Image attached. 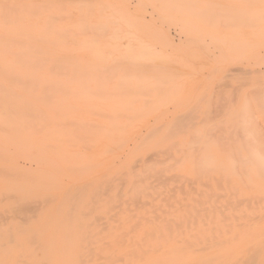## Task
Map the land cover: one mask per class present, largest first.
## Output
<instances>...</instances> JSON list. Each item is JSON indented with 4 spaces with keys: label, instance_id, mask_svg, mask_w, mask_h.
<instances>
[{
    "label": "rangeland",
    "instance_id": "374dc122",
    "mask_svg": "<svg viewBox=\"0 0 264 264\" xmlns=\"http://www.w3.org/2000/svg\"><path fill=\"white\" fill-rule=\"evenodd\" d=\"M259 1L0 0V39L3 36L0 70L8 67L7 73L3 69L4 73L0 74V264H42L40 254L35 256L32 251V237L47 239L51 235H77L89 228L90 234H107L103 232L105 228L109 233L115 230L116 234L129 233L130 228L137 232H153V228L164 227V224H170L171 231L172 226L173 229L183 228L186 214L187 229L181 232L187 234L190 242V239L194 242L195 235L198 238L215 235L219 240L212 237L213 240L208 242L204 236L206 240L203 241V237L202 243L218 245L220 236H225L221 237L225 242L223 239L231 234V248L245 249L249 245L246 249L264 252V246L261 247L264 245V178L255 177L256 174L263 177L264 172H257V162H253L257 157L264 158V18L261 17L264 1ZM41 41L45 48L46 44L49 47L41 49ZM37 42L42 47L39 48ZM3 44L7 46L6 51H2ZM49 54L46 64L44 57ZM17 56L25 58L22 62L21 59L16 61ZM28 57H34L35 61ZM35 57H42L40 63L45 66L42 64L44 67L36 69L37 72H27L23 60L29 61L27 65L40 64ZM62 57H71L73 67L68 64L70 60L65 58L67 62L63 61ZM53 58H59L62 65L69 66L68 69ZM50 67L55 71L50 72ZM113 121H116L113 129H103L104 126L111 128ZM175 121L182 124L180 128L187 124L185 129L189 135L180 134L184 128L177 130L178 126L172 124ZM169 124L170 129L174 127L175 134L179 132V139L171 140L172 136L168 141L164 138ZM153 129L157 136L153 132L156 137L151 141L149 136ZM168 131L171 135L172 131ZM144 138L149 141L145 140L148 148ZM176 142H179L177 147L169 149ZM243 142L247 150L243 149ZM155 143L160 147L158 144L155 148ZM139 146L143 147L141 151L136 150ZM162 148L173 154L170 156L173 161L164 162L168 156L166 152L164 156L160 153ZM155 149V154L159 151V157L150 154L151 160L146 154ZM199 150L200 155L194 154ZM208 154L213 158L209 159ZM249 154L254 160L244 161ZM157 160L167 166L176 164V170L172 172L175 167L170 170L164 165L167 168H163L166 172L162 173L163 166L158 163L151 167ZM246 161L247 165L244 164ZM131 165H137L132 172L129 171ZM249 165L255 174L252 170L247 171ZM149 168L150 175L145 177L148 179L153 175V178L144 180V187L134 188L135 175L144 179L147 172H142ZM213 168L220 173L213 171L210 177L208 170ZM155 173L161 178L164 174L172 177L174 182L171 178H167L170 180L167 182L163 177L166 185L163 186ZM228 173L230 176L234 173L230 180ZM177 175L189 180L182 183L179 176L176 182L174 176ZM201 175L203 178L199 177ZM206 175L210 178H205ZM114 176L120 179L118 182L123 178L124 181L129 179L127 183H130L124 186L121 182L123 187H119L111 178ZM156 177L162 187L154 182ZM102 178L111 181H106L110 186L103 189L113 190L107 194L113 199L118 196L114 202L111 199L106 202L109 198L103 190L95 191L98 186L106 185L101 182ZM140 179H137V185L141 183ZM147 185H151L160 197ZM131 187L136 196L139 193L140 200L134 194L136 200L132 197ZM180 189H183V195ZM119 190L122 196L117 194ZM146 190L151 198H144ZM162 191H166L165 195ZM175 198L179 202H175ZM180 207L185 211L180 209L181 213ZM63 218L66 219L63 221ZM88 218L93 227L87 225L89 227L85 228L86 222L89 224ZM96 218L100 220L97 222ZM171 219L173 223L163 221ZM119 221L124 223L121 225ZM62 222L67 225L65 228L71 226L72 229L65 230ZM78 225H84V231ZM136 225L141 231L134 227ZM91 228H95V232ZM162 229L160 232H167ZM234 234L238 238L233 242ZM242 242H246V246H242ZM195 243H187V247ZM263 259L264 255L262 262Z\"/></svg>",
    "mask_w": 264,
    "mask_h": 264
},
{
    "label": "bare ground",
    "instance_id": "6f19581e",
    "mask_svg": "<svg viewBox=\"0 0 264 264\" xmlns=\"http://www.w3.org/2000/svg\"><path fill=\"white\" fill-rule=\"evenodd\" d=\"M264 1V0H263ZM262 1V2H263ZM254 2H261V1H259V0H254ZM256 5V4H255ZM256 6H258V5H256ZM257 9V8H256ZM259 9V11H261L262 9H260V7L258 8ZM257 9V10H258ZM255 10V9H254ZM264 10V9H263ZM262 13V12H261ZM263 14V15H262ZM260 16L262 17V18H264V13H262ZM259 17V16H258ZM5 18V17H4ZM20 20V19H19ZM5 21H6V18H5ZM41 22V21H40ZM10 23H12V22H10ZM255 23V22H254ZM6 24H8V23H6ZM261 24H259V26H260ZM255 26H258L257 24L255 25ZM3 28H4V26H3ZM6 28V27H5ZM16 28V27H15ZM14 28V29H15ZM11 29V28H10ZM18 29V28H17ZM17 29H16V31H17ZM9 30V29H8ZM13 30V29H12ZM11 30V31H12ZM22 30V29H21ZM23 30H25L24 28H23ZM27 30V29H26ZM25 30V31H26ZM10 31V30H9ZM28 31V30H27ZM13 32V31H12ZM29 32V31H28ZM28 32H26V33H28ZM260 32L262 33V31L260 30ZM9 33H11V32H9ZM25 33V32H24ZM30 33H32V35H34L35 33L34 32H30ZM261 33H259V34H261ZM13 34V33H12ZM16 34V33H15ZM19 35H20V32L18 33ZM258 34V33H257ZM23 34H21V36H22ZM25 35L26 34H24V37H25ZM28 35V34H27ZM39 35H42V33H40ZM2 36V35H1ZM43 36V35H42ZM4 37H5V35H4ZM28 38V37H27ZM29 38H31L32 39V37H29ZM28 38V39H29ZM33 38H36V37H33ZM2 39H3V36H2ZM2 39H0V40H2ZM15 39V38H14ZM19 39V38H18ZM22 39V38H21ZM11 40H13L12 38H11ZM20 40V39H19ZM24 40V39H23ZM33 40V39H32ZM35 40L36 39H34V42H35ZM10 41V40H9ZM9 41H7L8 43H9ZM13 41H15V40H13ZM26 41V40H25ZM37 41V40H36ZM21 42V41H20ZM7 43V44H8ZM15 43H17V42H15ZM26 43V42H25ZM25 43H24V45H25ZM38 43V45H39V48H40V46L42 47V45H43V41H41V43H42V45H40L39 44V42H37ZM46 43V42H45ZM44 43V44H45ZM1 44H2V42H1ZM19 44V43H18ZM20 45V44H19ZM18 45V46H19ZM23 45V46H24ZM45 45H43V47L41 48V49H43L44 48V50L45 49H47V47H49L47 44H46V48L44 47ZM34 47H37V46H34ZM1 48H2V51H6L7 50V46H5V44H3L2 46H1ZM8 48H10V47H8ZM38 48V49H39ZM20 49H24V48H20ZM40 49V50H41ZM29 50H30V47H29ZM32 51V50H31ZM42 51V50H41ZM47 51H49V50H47ZM38 52V50L36 51V53ZM24 53V52H23ZM25 53H30V52H25ZM39 53V52H38ZM21 55H23V54H21ZM38 55V54H37ZM44 55V54H43ZM48 55V54H47ZM40 56V55H39ZM18 57V56H17ZM43 57V56H42ZM42 57H35L36 59H37V61L40 63L42 60H43V58ZM48 57H50V54H49V56H47V58L46 57H44V61H45V63H46V61L48 62ZM16 58V57H15ZM14 58V59H15ZM19 59L17 60V58H16V61H19L20 59H21V62H22V59H24L25 57H22L21 58V56L20 57H18ZM29 58V60H34L35 61V59H34V57H28ZM65 58H67L68 60H70V61H68V64L69 65H71L72 63H71V57H65ZM64 57H62V60L64 61V60H66ZM48 59V60H47ZM54 59V58H53ZM57 61H59V62H61V60H59V58H55ZM54 59V60H55ZM26 60V59H25ZM25 60H23L24 61V63L23 64H25L26 66H24L23 68H25V70L28 72H32L33 70H35V72H37L36 71V69L38 70L39 68L41 69L42 67H44L45 66V63H42V64H44V66L41 64H35V62H32L31 63V65H30V63L27 65L26 63H28L29 61H27L26 63H25ZM73 60V59H72ZM53 61V60H52ZM62 61V62H63ZM31 62V61H30ZM62 62L61 63H59L60 64V66L62 65ZM66 62H67V60H66ZM54 63H55V61H54ZM47 64V63H46ZM53 64V63H52ZM67 64V65H68ZM16 65V64H15ZM54 65H56V64H54ZM74 65V64H73ZM73 65H71V67H73ZM51 66H53V65H51ZM63 66V68L65 67V69H66V67H67V69H68V67L69 66H65V64L64 65H62ZM61 66V67H62ZM55 67V66H54ZM0 68H2V67H0ZM8 67L7 66H5V67H3V69H4V71L6 72V69H7ZM56 68V67H55ZM3 69H1L0 71H1V73L0 74H3L4 73V71H3ZM9 69H10V67H9ZM44 69V68H43ZM42 69V70H43ZM74 69H75V67H74ZM13 70V69H12ZM50 72H52L51 70H53L52 69V67H50ZM57 70V69H56ZM2 71H3V73H2ZM53 71H55V70H53ZM59 71V70H58ZM68 71V70H67ZM7 73V72H6ZM5 73V74H6ZM34 73V72H33ZM4 74V75H5ZM188 116V115H187ZM180 117V116H179ZM180 121V120H179ZM178 121V122H179ZM186 121V120H185ZM116 122V121H115ZM115 122L113 121V123H114V125H111L110 127L111 128H109V127H103V129L105 128H107V129H113V127H115ZM178 122H172V124H173V126H178V127H176L177 128V130H179V128L180 127H182V124H181V126L180 125H178L179 123ZM134 123V122H133ZM156 123V122H155ZM177 123V124H176ZM184 124L183 125H185L186 124V122H183ZM232 124V123H231ZM127 125V124H126ZM130 125V124H129ZM152 125V124H151ZM187 125V124H186ZM186 125H185V127H186ZM191 125H193V123L191 124ZM238 125V124H237ZM118 126V125H117ZM171 125L169 124L168 125V127L166 128V129H168V130H170V132L172 131V129H174V127H172V129H170L171 127H170ZM204 126L207 128V125H205V123H204ZM204 126H203V128H204ZM209 126V125H208ZM216 126V125H215ZM239 126V125H238ZM121 127V126H120ZM162 127V126H161ZM160 127V128H161ZM185 127H183L184 128V130H182L181 132H180V134H183V132L184 133H187V129H185ZM213 127V126H212ZM223 127V126H222ZM122 128V127H121ZM121 128H120V130H121ZM124 128V127H123ZM126 128V127H125ZM154 128V127H153ZM176 128H175V130H176ZM183 128H180V130L181 129H183ZM187 128V127H186ZM191 128V127H190ZM195 128V127H194ZM235 128V127H234ZM156 129V128H155ZM193 129V128H192ZM205 129V128H204ZM216 129H218V126H216ZM230 129H232V128H230ZM229 129V130H230ZM123 130V129H122ZM156 130H159V128L158 129H156ZM167 130V132H168V134H169V131ZM209 130V129H208ZM207 130V131H208ZM242 130V129H241ZM109 131V130H108ZM123 131H125V129L123 130ZM159 131H161V129L159 130ZM186 131V132H185ZM196 131V130H195ZM200 131V130H199ZM206 131V130H205ZM204 131V132H205ZM206 131V132H207ZM211 131V130H210ZM218 131V130H217ZM110 132V131H109ZM111 132H113V131H111ZM152 133V135L150 134V136H149V138L151 139V141L152 140H154V139H152V138H155L156 136H157V134H156V132H155V130L153 129V131H151ZM153 132H155V135L156 136H154V134H153ZM166 132V131H165ZM216 132V131H215ZM219 132V131H218ZM234 132V131H233ZM174 132L172 131L170 134L171 135H168L167 133H166V135L164 136V138H167L166 140H168V138H171L172 136V138H171V140L172 139H174V138H178V136L180 135V134H178L179 132L177 131V134H173ZM197 133H198V131H197ZM209 132H207V134H208ZM108 134V133H107ZM107 134H106V136H107ZM188 134V133H187ZM195 134V133H194ZM206 133H205V135H207ZM167 135H168V137H167ZM177 135V136H176ZM189 135V134H188ZM209 135V134H208ZM234 135V134H233ZM236 135V134H235ZM243 135V134H242ZM146 136V135H145ZM170 136V137H169ZM213 136H215L214 134H213ZM181 136H179V138H180ZM186 137V136H185ZM185 137H184V140H185ZM203 137V136H202ZM211 137V136H210ZM105 138H107V137H105ZM147 138V137H146ZM178 138V139H179ZM233 138V137H232ZM242 138V137H241ZM149 139V140H150ZM163 139V138H162ZM206 139V138H205ZM211 139V138H210ZM209 139V140H210ZM230 139V138H229ZM147 141V143L149 142L148 141V139H145L144 138V141ZM164 140V139H163ZM163 140H159L160 142H162ZM208 140V141H209ZM135 141V140H134ZM144 141H143V143H144ZM146 141H145V144H146ZM150 141V142H151ZM169 141V140H168ZM197 141H199V140H197ZM202 141H204V140H202ZM230 141V140H229ZM233 141V140H232ZM231 141V143H233ZM236 143H237V140H234ZM127 142V141H126ZM136 142V141H135ZM167 142V141H166ZM192 142V141H191ZM218 142V141H217ZM143 143H141V144H143ZM163 143V142H162ZM161 143V144H162ZM177 143H179V142H176V143H173V145L171 144V146H169L168 148L169 149H171V148H174L175 146L177 147ZM183 144H184V142H182ZM197 143H200L201 144V142H197ZM228 143V142H227ZM238 143H239V141H238ZM124 144H126V143H123V145ZM159 144V143H158ZM157 144V145H158ZM191 143H189V145H190ZM203 145H204V143H202ZM215 144V143H214ZM224 144V143H223ZM242 144H244V142L242 143ZM156 143H155V148H156ZM197 145V144H196ZM202 145V146H203ZM245 145V144H244ZM244 145H242L243 146V149H245V147H246V145L244 146ZM107 146V145H106ZM143 146H144V144H143ZM146 146H147V144H146ZM164 146H165V144H164ZM163 146V148H165ZM180 146V144H178V147ZM182 146V145H181ZM191 146V145H190ZM221 146V145H220ZM223 146H225V145H223ZM241 146V147H242ZM150 147V146H149ZM154 146H151V148H153ZM159 147H160V144H159ZM219 147V146H218ZM230 147H232V144H231V146ZM115 148V147H114ZM120 148H122V147H120ZM139 148H141L140 146L138 147V149H136V150H139V151H141L142 150V148L141 149H139ZM147 148H148V146H147ZM146 147L144 148V149H147ZM163 148H162V150H160V153H164L163 154V156L165 155V152L166 151H168L167 149H166V151H164L163 150ZM180 148V147H179ZM182 148V147H181ZM200 148H201V145H200ZM209 147H206V149L207 150H209L208 149ZM223 148V147H222ZM221 148V149H222ZM118 149H119V147H118ZM190 149H191V147H190ZM251 149V148H250ZM120 150V149H119ZM180 150V149H179ZM206 150V151H207ZM227 150H228V148H227ZM245 150H247V149H245ZM108 151V150H107ZM113 151V150H112ZM147 151H148V149H147ZM155 151H156V149L154 150V151H151V153H147L146 155H147V157H149L151 160H152V156L151 155H153V157H154V155L156 156V154H157V156L156 157H159V151H157L156 152V154H155ZM171 151H173V150H171ZM178 151V150H177ZM176 151V152H177ZM181 151V150H180ZM197 151V150H196ZM249 151V150H248ZM247 151V152H248ZM116 152V151H115ZM170 152V151H169ZM183 152V151H182ZM186 152V151H185ZM193 152V151H192ZM108 153H109V151H108ZM167 154V159H168V161H167V159L165 158V160H164V162H167V163H170L171 161H173L172 159H174V158H171L170 156H172L173 154L172 153H168V152H166ZM151 154V155H150ZM170 154V155H169ZM194 154H198V155H200V150H199V153H194ZM205 154V153H204ZM252 154V153H251ZM125 155V154H124ZM123 155V156H124ZM228 156H229V154H227ZM226 155V156H227ZM250 155V154H249ZM193 156H195V155H193ZM209 156H210V154H208V158H209ZM227 156V157H228ZM241 156V155H240ZM128 157V156H127ZM141 157V156H140ZM146 157V158H147ZM196 157V156H195ZM211 157L213 158V156L211 155ZM231 157V156H230ZM236 157H238V156H236ZM248 157H250V158H248ZM248 157H246L245 159H244V161L246 160V159H253L252 157H251V155L250 156H248ZM143 158V157H142ZM212 158H209V159H212ZM140 159V158H139ZM228 159H229V157H228ZM124 160V159H123ZM143 160V159H142ZM142 160H139L140 162L142 161ZM145 160V159H144ZM153 160H155V159H153ZM175 160H176V158H175ZM174 160V161H175ZM177 160H179V159H177ZM181 160H182V158H181ZM180 160V161H181ZM195 160V159H194ZM201 160H203L204 161V159L202 158ZM220 160V159H219ZM223 160V159H222ZM254 160V159H253ZM118 161V160H117ZM122 161V160H121ZM139 161H137V162H139ZM158 161H160V160H157V162L155 161L152 165H151V167L153 166V165H155V164H157L158 166L159 165H162L163 167L161 168V169H163V168H167V167H170V170H171V168H174L173 170H171L172 172L173 171H175L176 170V164L173 166L172 164H170V166H167L166 164L167 163H165L164 165H166L167 167H164V165L163 164H160L161 163V161L160 162H158ZM183 161V163H184V161L185 160H182ZM206 161V160H205ZM221 161V160H220ZM230 161V160H229ZM251 161V160H250ZM146 162V161H145ZM151 162H153V161H151ZM208 162V161H207ZM252 162V161H251ZM251 162H250V164H251ZM254 163H256L257 165H258V170H257V172H264V158H261V157H257V159H256V161H253ZM136 163V162H135ZM143 163V162H142ZM163 163V162H162ZM246 163H248L247 161L244 163L245 165H247ZM145 164H148L147 162L145 163ZM205 164H207V163H205ZM219 164V163H218ZM232 164V163H231ZM119 165V164H118ZM149 165V164H148ZM156 165V166H157ZM172 165V166H171ZM179 165H181V164H179ZM179 165H177V166H179ZM193 165H194V163H193ZM193 165H191V166H193ZM204 165V164H203ZM222 165V164H221ZM253 165V164H252ZM141 166V165H140ZM143 166V165H142ZM155 166V167H156ZM187 166H189V165H187ZM202 166V165H201ZM200 166V167H201ZM204 166H206V165H204ZM209 166V165H208ZM112 167V166H111ZM127 167V166H126ZM136 167H137V165L136 166H134V165H131L130 166V168H129V171H134L135 169H136ZM155 167H154V169H155ZM184 167V166H183ZM182 167V168H183ZM232 167V166H231ZM123 168V167H122ZM125 168V167H124ZM133 168H135V169H133ZM140 168V167H139ZM146 168V167H145ZM144 168V169H145ZM195 168H199V167H195ZM202 168H203V166H202ZM229 168V167H228ZM249 169L247 170V171H251L253 174H255L254 172H253V167H251L252 169H250V165H249V167H248ZM131 169V170H130ZM154 169H151V170H154ZM214 169V168H213ZM217 169H219V168H217ZM246 169V167H244L243 168V171ZM254 169L256 170V168L254 167ZM261 169V170H260ZM111 170V169H110ZM164 170V169H163ZM162 170V171H163ZM169 170V168H168V172L170 173L171 171ZM234 170L235 169H233L232 171L234 172ZM260 170V171H259ZM107 171V170H106ZM149 172L150 171V168H149V170H146V171H143L142 173H144V172ZM161 171V172H162ZM208 171H210V173H208V172H206V174L208 173V174H210V177L212 176L211 175V172H219V170H216V169H214V170H208ZM247 171L245 170V176L246 175H248V174H246L247 173ZM130 172V173H131ZM144 173V174H146V175H144V179H142V177H139V174L138 175H135V177H137L136 179H134V183H133V186H134V188H135V186H137V188H139V187H141L142 188V186L143 185H145V181L144 180H150L149 178H151V177H149V173ZM166 171L164 170L162 173H165ZM200 172H203V170L202 171H200ZM137 173V172H136ZM151 173V172H150ZM183 173V172H182ZM220 173V172H219ZM126 174V173H125ZM134 174V173H133ZM147 174H149L148 175V179H147V177H145V176H147ZM156 174V176L158 175V178L159 179H161L162 181H161V183H163V186L165 185V183H164V179H162L163 177L164 178H168V179H170L171 180V182H174V180H172V177H170L169 178V176L167 177L165 174H164V176H162V178H161V175H159V173L157 174V173H155ZM105 175H107V174H105ZM117 175H119V173H117ZM126 175H128L129 176V174H126ZM228 175H229V173H228ZM228 175L226 176L227 178H228ZM233 175H234V173L231 175L232 177H233ZM239 175V174H238ZM237 174H236V176H238ZM258 175H260V174H256V176L255 177H258V178H260L261 180H263V178H264V174H263V177H259ZM108 176V175H107ZM121 176H123V174H121ZM140 176H142L141 174H140ZM179 176H181V175H177V176H174L175 177V180H176V177L178 178ZM230 175H229V179L228 180H230L232 177H231ZM261 176V175H260ZM104 177V176H103ZM124 177H126V176H124ZM134 177V178H135ZM139 177V178H138ZM199 177H201V178H203V175H201V176H199ZM209 176H205V178H208ZM209 177V178H210ZM247 178H248V176H246ZM105 178H107V177H105ZM104 178V179H105ZM110 178V177H109ZM112 179H115L117 182L120 180H118V178H115V176H114V178L113 177H111ZM120 178V177H119ZM122 178V177H121ZM132 178V177H131ZM141 178V179H140ZM146 178V179H145ZM153 178V177H152ZM151 178V179H152ZM155 178V177H154ZM184 178V179H183ZM200 178V179H201ZM214 178H215V176H214ZM239 178V177H238ZM103 179V178H102ZM103 179V181H101V182H105V184H106V181H109L110 183H111V181L110 180H104ZM137 179H138V181H139V179H140V181H141V183L140 184H138L137 185V183H139V182H137ZM156 179H157V177H156ZM154 180V182L156 181V183H158V179L157 180ZM168 179L166 180L167 182H169L168 181ZM174 179V178H173ZM179 179H181L182 180V183H185V182H183V180H187L188 178L187 177H183V176H181V177H179ZM221 180L223 179L222 178V176H221V178H220ZM240 179V178H239ZM238 179V180H239ZM242 179V178H241ZM241 179H240V181H241ZM97 180V179H96ZM95 180V181H96ZM115 180H112V181H115ZM180 180V181H181ZM189 180V179H188ZM198 180V179H197ZM202 180V179H201ZM218 180V179H217ZM116 181H115V183H116ZM127 181H129V179H127V180H123V178L121 179V181L120 182H118L117 183V185L120 187V185H122V187H123V182H124V186L126 185L127 186V184H129V183H127ZM179 181V182H180ZM218 181H220V180H218ZM101 182H99V183H101ZM109 182H107V184L106 185H104V186H98L97 188H96V190L95 191H98V189H99V191H101L102 192V190L104 191V187L105 186H107V185H109L110 183ZM122 182V183H121ZM126 182V183H125ZM132 182V181H131ZM176 182H178L177 180H176ZM175 182V183H176ZM227 182V181H226ZM229 182V181H228ZM263 182H264V180H263ZM98 183V184H99ZM121 183V184H120ZM135 183H136V185H135ZM148 182H146V184H147ZM152 183H153V181H152ZM175 183L174 184H172V185H175ZM181 183V184H182ZM209 183V182H208ZM113 184H114V182H113ZM112 184V187L114 186ZM151 184V183H150ZM154 184V183H153ZM152 184V185H153ZM159 186H161L162 187V184H160V180H159ZM180 184V185H181ZM216 184H218V183H216ZM221 184V183H220ZM235 184V183H234ZM257 184V183H256ZM117 185H115L116 187H117ZM141 185V186H140ZM167 185H169L168 183H167ZM183 185V184H182ZM253 185V184H252ZM110 186V185H109ZM148 187H149V190L151 191H153V193L155 192V190H153V189H151V188H153V187H151L150 188V186L151 185H147ZM146 186V187H147ZM154 186V185H153ZM166 186V185H165ZM184 186V185H183ZM102 187V188H101ZM115 187V188H116ZM144 187V186H143ZM158 187V186H157ZM176 187L178 188V186L176 185ZM179 187H181V186H179ZM246 187V186H245ZM108 188V190L109 191H107V190H105L103 193L104 194H106V195H108V196H106V197H108L109 199L107 200V199H105L104 201H106V202H109V201H111V200H113V202L115 201L114 199L117 197L118 198V196H116L114 199H113V197L111 196L110 197V195L109 194H107V192H109V193H111V191H113L111 188H109V187H107ZM107 188H105V189H107ZM169 188V187H168ZM175 188V187H174ZM174 188H169V189H174ZM182 188V187H181ZM238 188V187H237ZM130 189H133V187H131V188H129V191H130ZM154 189H156V187H154ZM159 189H161L162 190V188H159ZM164 189H166L165 187H164ZM220 189V188H219ZM125 190V189H124ZM127 190V189H126ZM143 190H145V189H143ZM143 190H141V191H143ZM183 190V189H182ZM181 189H180V193L182 194V191ZM138 191V190H137ZM172 191H174V190H172ZM145 193L144 194H146L145 196H144V198L146 199V198H151V196L150 195H148L147 193H148V191L146 190V191H144ZM147 192V193H146ZM156 192H159V191H157V189H156ZM161 192V191H160ZM164 192H166V191H162V193L164 194ZM170 192V191H169ZM177 192H178V190H177ZM102 193V194H103ZM113 193V192H112ZM121 194V190H119L118 192H117V194ZM130 193H131V195H132V197L134 198L136 195H135V190L133 189L132 191H130ZM151 192H149V194H150ZM102 194H100L99 195V197H101L102 196ZM103 194V197L105 196ZM114 194V193H113ZM129 194V193H128ZM127 194V195H128ZM133 194L135 195V196H133ZM141 194L142 193H140V197H141ZM152 194V193H151ZM154 194H157V193H154ZM168 194V193H167ZM186 194V193H185ZM185 194H184V196H185ZM232 194V193H231ZM233 194H235V193H233ZM96 196H98L97 194H95ZM126 195V194H125ZM125 195H123V199H124V196ZM139 193L137 194V196L135 197V198H139ZM165 195V194H164ZM173 195V194H172ZM183 195V194H182ZM218 195H221V194H218ZM217 195V196H218ZM96 196H94L93 198L95 199L96 198V200H97V197ZM121 196H122V194H121ZM148 196V197H147ZM150 196V197H149ZM152 196H154V195H152ZM157 196L158 197H160V195L159 194H157ZM162 196V195H161ZM174 196V195H173ZM222 196V195H221ZM103 197H101V199L103 198ZM127 197V196H126ZM169 196H167L166 195V198H167V200L169 199L170 200V198H168ZM175 197V196H174ZM177 197V196H176ZM120 198V197H119ZM134 198V199H135ZM137 198V200H140V198L138 199ZM153 198H155V197H153ZM50 199V198H49ZM111 199V200H110ZM164 200H166L165 198H163ZM176 200H175V202H179V200H177V198H175ZM103 200V199H102ZM131 200V199H130ZM136 200V199H135ZM166 200V201H167ZM174 200V199H173ZM127 202L129 201V200H126ZM125 201V202H126ZM132 201V200H131ZM99 202H101V201H99ZM119 202H120V200H119ZM138 201H136V203H137ZM140 202H143V201H140ZM168 202V201H167ZM39 203H41V202H39ZM96 203V202H95ZM117 203V202H116ZM129 203V202H128ZM128 203H126V204H128ZM135 203V204H136ZM144 203V202H143ZM108 205H109V203H107ZM118 204V203H117ZM122 204H124V202L122 203ZM140 204V203H139ZM151 204V203H150ZM152 204H153V201H152ZM151 204V205H152ZM162 204V203H161ZM171 205H172V203H170ZM179 204V203H178ZM183 204H185V203H183ZM112 205V204H111ZM147 205H149V204H147ZM154 205V204H153ZM152 205V206H153ZM168 205V204H167ZM174 205V204H173ZM182 205V204H181ZM32 206V205H31ZM123 206V205H122ZM130 206V205H129ZM135 206V205H134ZM143 208V207H142ZM154 208V207H153ZM158 208V207H157ZM28 209H29V207H28ZM176 209H178V208H175V211L177 212V210ZM182 210V208L180 207L178 210ZM34 210V209H33ZM126 210H127V208H126ZM129 210V209H128ZM127 210V211H128ZM155 210H157V209H155ZM180 210V211H181ZM183 210L185 211V209L183 208ZM182 210V211H183ZM62 211V210H61ZM162 211V210H161ZM164 211H166L167 212V210H164ZM174 211V210H173ZM182 211H181V213H182ZM20 212V211H19ZM169 212V211H168ZM77 213V212H76ZM123 213V212H122ZM178 213V212H177ZM180 213V214H181ZM22 214V213H21ZM68 214V213H67ZM184 215V214H183ZM57 216V215H56ZM120 216V215H119ZM186 216H187V214H186ZM185 215L183 216V218H184V221H187V220H185L186 217ZM19 217V216H18ZM74 217V216H73ZM157 217V216H156ZM182 217V216H181ZM180 217V218H181ZM56 218H58V217H56ZM55 218V219H56ZM60 218V217H59ZM69 218V217H68ZM80 218V217H79ZM152 218V217H151ZM177 218V217H176ZM179 218V217H178ZM182 218V219H183ZM64 219H66V218H63V221H64ZM71 219V218H70ZM74 219V218H73ZM73 219H71V220H73ZM82 219V218H81ZM84 219V218H83ZM91 218H88V220L87 221H89ZM131 219V218H130ZM129 219V220H130ZM42 220V219H41ZM52 220V219H51ZM74 220H76V219H74ZM97 220H100V219H95V221H97ZM119 220H121V218L119 219ZM132 220V219H131ZM141 220V219H140ZM143 220V219H142ZM145 220V219H144ZM148 220V219H147ZM157 220V219H156ZM173 219H171V220H163L164 222H171V223H173V221H172ZM25 221V220H24ZM30 221V220H29ZM112 221V220H111ZM125 221V220H124ZM132 221H135V220H132ZM181 221V220H180ZM183 221V225L185 226H183V228H176L177 230H175V228L173 229V226L170 228L171 229V231H169V228L168 227H170V224L169 225H167V224H164L165 226V228L163 227V226H159L160 228H158V229H156V228H153L154 230H153V232H146V230H145V232H137L136 231V229H134L135 230V232H133L132 230H131V228H130V231H129V233H126V232H124L123 231V233L122 234H116V233H114L115 232V230H114V232H112L111 231V233H109V231H106V228H105V231H103L104 233L105 232H108L107 234H99V233H94V234H90V233H88V232H92L91 230H90V228L89 229H86V231H85V233L84 232H79L77 235H71V233H70V235L67 233L68 231H66V233L68 234H66L65 236H60V235H51V236H49L47 239H45V238H39V239H34L35 237H32L33 238V240H32V247L34 248V250H32V251H34L33 253H34V255L35 256H37L38 255V253L40 254V257H39V259H41V262H42V264H264V262H262L261 261V259H262V256L264 255L263 253L264 252H262L261 253V251L259 252V250L260 249H258L259 247L257 246L256 248L258 249V251L257 250H254V249H252V248H249V249H246L247 247H249V245H247L246 246V242L244 243V242H242V243H244L242 246H246V248L245 249H242L240 246L239 247H234L233 246V248H231L230 247V245H232V243L230 242V238H232V235L230 234L229 236H231V237H228L227 235L228 234H225L228 238H229V240L228 241H226V239H228V238H226L225 240L223 239V241H225V242H222V240H221V237H225L224 235H222V236H220L219 238H220V241H218L219 243H218V245L216 244L215 245V243H214V245H210V243H207L206 241V243L204 244V243H202L204 240H206V237L208 236V235H203L201 238H198V237H196V235L194 236V242L192 241V239H190L191 240V242L189 241V240H187V234H184V232L182 231L181 232V230L182 229H184V231H186L185 230V228L187 227L186 225H187V222H184ZM65 222H67V221H65ZM73 222V221H72ZM74 222H76V221H74ZM79 222V221H78ZM85 222V221H84ZM98 222V221H97ZM97 222H95V223H97ZM113 222V221H112ZM115 222V221H114ZM131 222V221H130ZM141 222V221H140ZM143 222V221H142ZM149 222H151V221H149ZM169 222V223H170ZM177 222V221H176ZM179 222V221H178ZM61 223V222H60ZM63 224H62V226H64V222H62ZM77 223V222H76ZM81 223V222H80ZM83 223V222H82ZM88 222H86V224H85V226H87V225H89V226H92L93 227V225H91L90 224V221H89V224H87ZM108 223H110L109 221H108ZM116 223V222H115ZM119 223L122 225V223H124V222H122L121 223V221H119ZM132 223V222H131ZM135 223V222H134ZM152 223V222H151ZM162 223L163 222H160V224L162 225ZM181 223V222H180ZM55 224V223H54ZM59 224V223H58ZM57 224V225H58ZM106 224H107V222H106ZM139 224V223H138ZM142 224V223H141ZM148 223L146 222V224H145V226L147 225ZM150 224V223H149ZM176 224V223H175ZM186 224V225H185ZM52 225V224H51ZM72 225H74V224H72ZM100 224H98V226H99ZM108 225V224H107ZM111 225V224H110ZM109 225V226H110ZM125 225H128V223L126 222L125 223ZM129 225H131V224H129ZM150 225H152V224H150ZM171 225H173V224H171ZM179 225V224H178ZM181 225V224H180ZM59 227H60V225H58ZM65 226H67L66 224H65ZM65 226H64V229L65 230H67V228L68 227H71V226H68L67 228H65ZM75 226H76V224H75ZM89 226H87V227H85V228H88ZM94 226H95V228H96V224H94ZM104 226V225H103ZM120 226V225H119ZM124 226V225H123ZM140 226V225H139ZM157 226V225H156ZM80 227H82L81 228V230L82 231H84L83 230V228H84V225H78V228H80ZM101 226H99V228H100ZM121 227V226H120ZM134 227H138L137 225L136 226H134ZM134 227H132V229L134 228ZM150 227V226H149ZM148 227V228H149ZM162 227L166 230V228H168L166 231L167 232H160V230L162 229ZM56 228V227H55ZM76 228V227H75ZM77 228V229H78ZM95 228H91L92 230L94 229V232H95ZM98 228V227H97ZM98 228V229H99ZM108 228H110V227H108L107 226V229ZM123 228V227H122ZM122 228H119V231H120V229L122 230ZM139 228V227H138ZM137 228V229H138ZM141 228V227H140ZM8 229V228H7ZM59 229V228H58ZM62 228H60L59 230L61 231V232H65V230L64 229H62ZM71 229H72V227H71ZM70 229V230H71ZM74 229V228H73ZM76 229V230H77ZM144 229V228H143ZM156 229V230H155ZM160 229V230H159ZM164 229H162V230H164ZM178 229H180V231H178ZM187 229V228H186ZM54 230H56V229H54ZM59 230H57L58 232H59ZM64 230V231H63ZM75 230V229H74ZM78 230H80V229H78ZM77 230V231H78ZM87 230H90V231H88L87 232ZM101 230H103V229H101ZM124 230V229H123ZM138 230H140L141 231V229H138ZM149 230H150V228H149ZM8 231H9V229H8ZM132 231V232H131ZM156 231V232H155ZM173 231H176V232H179V233H176V232H173ZM87 232V233H86ZM98 232H100V231H98ZM75 233V232H74ZM54 234H55V232H54ZM61 234V233H60ZM73 234V233H72ZM213 234V233H212ZM211 234V235H212ZM201 236V234H198V236ZM238 235V234H237ZM204 236H206V237H204ZM219 236V235H218ZM234 237H233V242L234 241H236L237 239L236 238H238L237 236H235V234L233 235ZM240 236V235H239ZM241 236H245V235H241ZM42 237H44V236H42ZM203 237H204V239H203ZM212 237H213V239H214V237H216L215 239L216 240H219L218 238H217V236H213L212 235ZM212 237H210L209 236V238H208V242H210L209 240L210 239H212ZM14 238V237H13ZM189 238V237H188ZM198 238V239H197ZM245 238H247V237H245ZM196 239H197V243H195V241H196ZM202 239H203V241H202ZM212 239V240H213ZM12 240V239H11ZM5 241V240H4ZM63 241V242H62ZM187 241H189V242H187ZM200 241H201V243H200ZM6 242V241H5ZM12 242H14V241H12ZM62 242V243H61ZM198 242L200 243V244H198ZM211 242H213V241H211ZM221 242V243H220ZM238 242V241H237ZM241 242V241H240ZM60 243L62 244V245H60ZM187 243H195L193 246L192 245H190V246H188L187 247ZM224 243H226V244H224ZM7 244H8V242H7ZM10 244V243H9ZM252 244V243H251ZM257 244V243H256ZM239 245V244H238ZM259 245V244H258ZM20 246V245H19ZM237 246V245H236ZM264 245H262L261 247H263ZM1 247V246H0ZM17 249H18V247H16ZM24 249V248H23ZM25 250V249H24ZM0 252H1V250H0ZM28 254V253H27ZM19 256V255H18ZM21 261V260H20ZM33 261V260H32ZM263 261H264V259H263ZM19 262V261H18ZM23 262V261H22ZM25 262V261H24ZM31 264H33V263H31ZM38 264V263H37Z\"/></svg>",
    "mask_w": 264,
    "mask_h": 264
}]
</instances>
